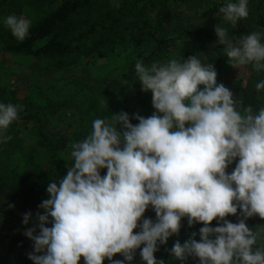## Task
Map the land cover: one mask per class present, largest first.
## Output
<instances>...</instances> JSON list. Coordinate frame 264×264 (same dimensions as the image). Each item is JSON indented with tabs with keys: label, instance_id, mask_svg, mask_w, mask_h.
<instances>
[{
	"label": "clouds",
	"instance_id": "obj_1",
	"mask_svg": "<svg viewBox=\"0 0 264 264\" xmlns=\"http://www.w3.org/2000/svg\"><path fill=\"white\" fill-rule=\"evenodd\" d=\"M247 3L228 2L219 11L235 25L248 16ZM4 23L19 41L29 34L27 19L9 15ZM215 33L227 44L231 65L264 69V33L235 44L224 27L215 26ZM134 67L156 111L94 119L92 131L72 145L67 174L48 184L49 198L38 206L43 212L23 215V224L35 221L24 232L34 242L29 259L131 264L139 249L145 264H165L154 253L179 235L186 217L189 227L203 226L199 241L177 240L169 250L181 264L189 257L199 264H264V248L254 247L258 233L246 224L249 217L264 218V107L238 109L233 92L217 83L214 65L194 55L150 65L137 60ZM255 87L264 90V81ZM17 119L18 107L0 102V143L11 139L6 132ZM149 207L155 220L144 215ZM238 209V222L226 219ZM117 253L123 259L113 260Z\"/></svg>",
	"mask_w": 264,
	"mask_h": 264
},
{
	"label": "trees",
	"instance_id": "obj_2",
	"mask_svg": "<svg viewBox=\"0 0 264 264\" xmlns=\"http://www.w3.org/2000/svg\"><path fill=\"white\" fill-rule=\"evenodd\" d=\"M228 2L233 1L215 2L213 11L220 12L219 9ZM174 16L171 0H60L57 5L50 4L48 9L30 23L29 34L23 41L15 38L11 30H5L0 50L9 54L47 59V65L56 69L79 65L81 61L88 64V60L93 58L106 62L111 59L120 60L118 79L124 81L131 89L133 109L145 108L151 112L152 93L141 90L134 67L137 60L146 65L154 61L171 60V42L174 37L181 39L183 56L174 58L177 60L194 54L212 55L227 46L219 42L215 33V26L224 27L221 24L184 28L169 36L159 37L157 34ZM256 22L264 27V18ZM224 28L231 43H236L246 35L240 24ZM149 41H152V45L147 52L139 49L144 42ZM214 67L217 71V83H223L226 87L234 85V82L221 75L219 66ZM76 81L80 88L77 92L84 96L79 105L70 101L52 103L47 97L31 99L28 94L20 97L18 91L0 84V102L18 107V119L10 124L6 133L11 131L18 134L21 128H32L38 144L43 146L42 149L49 151L51 157L66 153L72 143L85 138L92 131L94 119L110 120L112 113L117 109L115 107L111 113L113 107L110 105L114 103L109 100L107 102L104 93L100 98H97L96 93V97H87L86 90L89 88L92 91V85L84 80ZM94 89H98V86ZM105 90L103 89L104 92ZM242 101L243 104L249 102L255 105L256 97L251 93H243ZM121 111L129 113L130 117L136 113L125 106H119V112H116ZM64 113L71 114V120L74 121V137L67 136L63 130L55 134L50 130V127H56L53 125L55 121H65ZM72 122L66 123L65 128L72 126ZM131 122L138 123L135 119ZM24 163L26 161L21 159V168L8 167L6 164L0 168V264H13L18 253L16 248L27 245L23 237L24 232L32 227L35 221L33 219L25 225L22 223L23 215L31 212L35 217L38 211L43 212L36 203H42L49 198L46 189L50 182L58 184L60 180L59 177L48 179V173L43 169L44 164L30 170L26 169ZM106 171L102 169L101 175H105ZM144 215L155 220V212L151 207ZM261 219L264 222V218ZM211 224L217 226V221L213 220ZM181 225L179 235L170 237L167 244L160 245L159 250L154 253L156 258L163 259L165 264H181L172 257L169 250L177 240L181 243L189 239L197 240L199 229L203 226L202 223H197L189 227L186 217L182 219ZM139 253L140 250L137 249L131 264H145ZM116 259H123V256L117 253L113 257V260ZM103 264H111V261L105 259ZM184 264H199V260L189 257Z\"/></svg>",
	"mask_w": 264,
	"mask_h": 264
},
{
	"label": "rangeland",
	"instance_id": "obj_3",
	"mask_svg": "<svg viewBox=\"0 0 264 264\" xmlns=\"http://www.w3.org/2000/svg\"><path fill=\"white\" fill-rule=\"evenodd\" d=\"M172 8L175 12L173 20L164 26V29L157 35L159 37L169 36L182 30L184 28L197 27L201 25H215L221 24L224 27H234L238 24L245 29V33L252 32L264 33V27L257 24L258 19L264 18V0H248V16L239 19L235 25L230 21L224 19L223 13L214 12L213 5L215 2H227L238 0H171ZM60 3V0H0V48L2 47V39H4L3 32L10 30L6 27L4 21L9 15H15L29 20L31 23L42 14L46 9ZM233 43V42H232ZM235 44V43H233ZM152 45V41L144 42L140 46V50L147 52ZM171 58L182 57L181 39L179 37L173 39L171 42ZM193 56V55H192ZM197 58L201 59L203 63H211L214 66H219L221 75L227 77L234 85L228 87L232 92L234 99L237 101V108L243 110L247 107H252L254 111H258L264 107V90H257L255 85L258 82L264 81V69H256L254 64H247L241 66H233L227 57V46L218 50L215 54H194ZM187 59V58H186ZM47 59L30 57L20 54H9L0 50V84L10 87L19 92L20 97L23 95H30L31 99L39 98L47 100L52 103L70 101L73 104L79 105L84 99L80 90L79 83L76 80H84L92 85V91L87 88V97L100 98L102 94H106V101L114 103L111 113L115 107V113L119 112V106L128 107L131 111H135L141 116L149 117L154 111L148 112L145 108H134L132 101L131 89L126 86L124 81L118 79V72L120 70V60L111 59L106 60L90 59L89 63L81 61L79 65L68 68L56 69L51 65H47ZM98 86V89H94ZM103 89H106L105 92ZM83 92V91H81ZM101 92V93H97ZM96 93V94H95ZM251 93L256 97V104L252 103L243 104L242 94ZM27 95V96H28ZM118 111V112H116ZM112 114H115V113ZM134 113V114H136ZM111 115V114H110ZM64 120H58L53 123L56 127H50L52 133L60 132L63 130L67 136L74 137V121L71 120V114H65ZM113 116L111 115L110 120ZM73 121V125L65 128L66 123ZM22 130L17 133L9 131L6 135L10 136L6 143H0V168L3 164L8 167H19L22 165L21 159L26 161L24 165L26 169L33 170L39 165L44 168L48 173V179L59 177L60 179L67 174L68 168L72 164L71 158V144L69 150L64 154H58L56 157H51L49 151L42 149L33 134L32 128H21ZM66 131L68 133H66ZM84 139V138H82ZM80 139L79 141H81ZM77 141V142H79ZM75 142V143H77ZM48 161L52 163H48ZM235 164L229 166L227 171L230 173ZM37 206L40 202L36 203ZM32 206V204H31ZM240 210L238 209L237 215H229L226 219L232 222H238ZM247 226L257 232L256 245L254 247L264 248V233H260L259 229L264 227V222L258 215L249 217L246 220ZM46 226L51 227V224ZM27 242L26 246H19L16 248L17 254L13 264H33L29 259V253L33 251V241L26 235L23 236ZM200 236L197 235L199 241ZM8 240V239H7ZM24 240V239H23ZM83 257L79 261L82 264Z\"/></svg>",
	"mask_w": 264,
	"mask_h": 264
}]
</instances>
